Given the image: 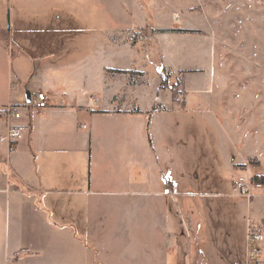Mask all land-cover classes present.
<instances>
[{"label": "rangeland", "instance_id": "374dc122", "mask_svg": "<svg viewBox=\"0 0 264 264\" xmlns=\"http://www.w3.org/2000/svg\"><path fill=\"white\" fill-rule=\"evenodd\" d=\"M11 17L13 31L16 30L17 20L22 19L23 23V30L14 40L22 39L28 47L27 51L17 52L2 41L0 99L7 98L9 74H12L14 81L9 98L12 102L20 103L25 99L26 92L32 94L40 88L42 74L48 69L46 62H54L52 65H57V62L56 70L62 75L70 70L69 66H74L72 70L77 71L80 68H75L76 61L97 45L99 64L127 68L132 82L141 80L144 86H148L147 93L155 94L156 91L162 98L161 102L171 101L174 107L172 114L168 115L170 123L167 120L171 129L170 138L155 135L157 146L160 147L162 143V150L159 148V151L165 156L163 164H157L154 158L151 157V161L146 156L145 168H142L145 180L138 183L137 174H130L131 178L127 180V174L121 173L130 155L112 156L109 158L111 164H108L112 170H108V173L113 179L108 180V184L105 179L99 180L96 188L115 192H125L127 189L130 192L150 191L153 181L163 184L168 180L170 183V176L176 179L179 193L194 186L193 191L198 195L179 198V202L182 205L188 200L191 205H197L199 211L194 217L201 221L200 235L204 244L201 246L200 235L197 237V220L194 218L196 221L192 228L184 226L187 217L180 212L185 205L179 206L178 219L181 221L182 218L183 222H180L181 229L178 228L182 243L178 264H204V261L206 264H228L232 256L241 258L242 264V250L238 244L239 220L232 209L242 207L246 200L220 195L227 189L225 181L232 169L221 160L222 145L231 144L236 136L249 151L254 145L264 149V121L261 120L264 116H253L257 112L264 113V0H0V24L7 32L10 31ZM115 48L120 50L112 52L111 49ZM81 70V76L87 77L85 82L88 84V69ZM109 74L115 75L116 72ZM92 77L95 78L94 71ZM73 79L79 80V76L75 75ZM191 92H210L213 95L194 99ZM207 112L212 115L205 116ZM32 117L35 118V115L32 114ZM164 119L165 115L161 122ZM234 122L236 129L242 130L240 135L231 136V132L222 127ZM80 124L88 125L84 119ZM81 131L88 133V130ZM143 159L144 156L140 155V166ZM162 169L166 173L162 174ZM0 173L3 179L6 176L4 161L1 162ZM58 174L55 177L49 175L48 178H57ZM45 186L55 190L87 188L84 183L74 187L68 181L61 180ZM16 188L27 197H32L26 188L20 185H16ZM134 195L129 197L128 206H125L126 201L118 199L126 198L120 195H104L94 199L92 202L100 207L87 214L97 226L89 223L86 212L71 213L76 216L77 228H59L56 231L57 235L70 241L59 247L66 253H89L95 257L98 253L94 247L98 250L106 248V231H111L117 239L109 241L108 255L123 250L130 253V263L137 264L138 227L129 225L113 231L99 226L101 221L127 219L126 208L132 210L138 199V195ZM50 199L54 203H61L57 201V196ZM63 199L66 205V198ZM80 199L85 201L86 198ZM111 200L115 203H111ZM130 200L134 203H130ZM0 203L4 204L0 206V223L1 220L6 223V194ZM116 203H123L125 211L114 209ZM252 212L250 217L257 221ZM10 222L9 225L6 223V227H10ZM2 230L3 224L0 225L1 260L6 246L1 237ZM88 230L90 233L87 234ZM123 230L128 231L125 234L128 238ZM82 236L87 239L84 240ZM6 247L11 248L10 244ZM200 249L204 261L199 254ZM261 249H264V242Z\"/></svg>", "mask_w": 264, "mask_h": 264}, {"label": "crops", "instance_id": "0c3cea01", "mask_svg": "<svg viewBox=\"0 0 264 264\" xmlns=\"http://www.w3.org/2000/svg\"><path fill=\"white\" fill-rule=\"evenodd\" d=\"M21 21L22 19L17 20L16 30L13 31L11 17L9 32L3 30L0 24V50L4 40L7 47L12 50L27 51L28 46L24 40H14L15 36L19 37V32L23 30ZM23 35L24 33L21 36ZM119 50V48L111 49L112 52ZM98 52L97 45H94L87 55L76 61L75 68L80 70L74 71L72 70L74 66H69L70 70L65 71L63 75L56 70L57 62H55L57 65H52L54 62L51 63V61L46 62L48 69L42 74L43 80L37 91L47 96V108L23 116L19 121V124L24 127L23 135L11 153H8V147L5 144H0V168L1 162L4 161L6 175L2 179L0 173V202L6 194L8 201L6 223L9 225V220L12 221L10 227H6L5 221L1 220L0 223V225L3 224L1 233L3 242L6 246L10 244L11 247L5 246V253L2 260L0 259V264H131L129 252L125 253L122 250L114 255H108L109 241L113 242L117 239L113 236L114 232L106 231V248L98 250L94 247L98 255L93 257L89 253L64 252L59 245L70 243V241L62 235H57L56 231L59 228H77L76 216L71 213L84 211L87 214L99 208L97 203L92 202L98 196L120 195L126 198L118 199L126 201L125 206H128L129 197H134V194L138 195V199L132 210L128 207L126 211L123 210V203L114 204V209L125 211L127 219L101 221L100 228L116 231L127 228L129 225H136L140 236L137 264H167V261L168 264H178L177 258L182 246L178 237V228H180V222H183L182 218L181 221L178 219V212L181 211L179 206L185 205L182 208L184 211L180 213L186 214L184 226L189 228H192L194 221L197 220L194 214L199 211L197 205H191L188 200L181 205L179 198H194L197 194L193 191L194 186L186 189L184 193H179L176 179L170 176V183L168 180L163 184L153 181L150 191L130 192L127 189L125 192L124 190L115 192L96 188L99 180L105 179L108 184V180L113 179L108 173V170H112L108 166L111 164L109 158L112 156L130 155L127 166L122 168L121 173L127 174V180L131 178L130 174H137L138 183L145 180V172L142 168H145L146 156L151 161V157L154 158L157 164H163L165 156L161 154L162 143L160 147L157 146L158 140L155 135H159L160 138H170L171 129L167 120L170 123L169 116L172 114L174 105L171 101L161 102L162 98L156 91H154L155 94L147 93L148 86H144L141 80L132 82L127 68L106 63L99 64ZM50 66L54 67L51 69ZM81 69H88L90 77L88 84L85 82L87 77L81 76L83 72ZM116 70L127 71L119 75L109 74L111 71L115 73ZM93 71L95 78L92 77ZM75 75L79 76V80L73 79ZM13 84L12 74H9L6 82L8 95L6 99H0V109L9 103H19L12 102L9 98ZM190 94L194 99L213 95L210 92H191ZM158 105L162 107H157ZM163 115L166 119L161 122ZM204 115L208 117L212 114L207 112ZM259 115L264 116V113L257 112L253 116ZM82 119L87 121L88 125L80 124ZM261 120L264 121L262 118ZM0 122H2L1 136L5 125L1 118ZM235 124L236 122L228 127L224 124L222 127L225 131L231 132V136L240 135L242 130H237ZM80 129L88 130V133ZM159 148H161L160 151ZM222 151L221 160L227 162L232 169L225 181L227 189L220 194L221 196L238 198L232 195L231 191L232 179L237 177L257 179L263 184L254 200L245 199V205L232 209L233 215L239 220L238 244L242 250L243 264L245 219L250 216L251 210L257 221L264 226V149L254 145L249 151L246 149V144L235 136L231 144L223 143ZM140 155L144 156L141 166ZM131 164L133 166H130ZM56 173L61 175H56L57 178H48L49 175L55 177ZM164 173L166 170L162 169V174ZM234 173L236 175H233ZM58 180L68 181L74 187L84 183L87 188L55 190L45 186L49 182L56 183ZM16 185L29 190L32 197H27L16 188ZM51 196H57V201L61 203L52 202ZM82 197L86 198L85 201L80 199ZM63 198H66V205ZM129 202L134 203L133 200ZM2 204L0 203V206ZM10 210L11 216H9ZM129 210L130 212H127ZM44 212H47L46 215L43 214ZM85 217L90 224L97 226V223H92L90 215H88L89 218ZM196 227L199 229L197 236L199 237L202 229L201 221L197 220ZM86 233H90L89 230ZM127 233V230H123L126 238H128V235H125ZM83 239L86 240L87 237L84 236ZM74 240L75 238L72 239ZM199 243L201 246L202 243L204 244L201 235ZM52 246L54 248H51ZM100 251H102L101 254ZM262 251L264 256V249ZM199 254L204 261L202 249ZM228 260V264H241V258L237 256H232ZM204 264H206L205 261Z\"/></svg>", "mask_w": 264, "mask_h": 264}, {"label": "built area", "instance_id": "2783aa9c", "mask_svg": "<svg viewBox=\"0 0 264 264\" xmlns=\"http://www.w3.org/2000/svg\"><path fill=\"white\" fill-rule=\"evenodd\" d=\"M47 100L44 93L35 91L30 94L29 103L23 99L21 103H9L0 109V118L5 125L4 133L0 136V144H5L8 147V153L13 151L15 144L23 135L24 127L19 124V121L24 115L40 112L47 108ZM262 187L261 181L241 176L233 179L231 191L235 197H243L247 201H251ZM263 242L264 226L247 216L245 219L243 264H264L261 249Z\"/></svg>", "mask_w": 264, "mask_h": 264}, {"label": "trees", "instance_id": "16d2710c", "mask_svg": "<svg viewBox=\"0 0 264 264\" xmlns=\"http://www.w3.org/2000/svg\"><path fill=\"white\" fill-rule=\"evenodd\" d=\"M173 32H182V33H186V32H190V31H186V30H183V31H180V30H174ZM116 73H120V74H123V73H126L125 71H114ZM257 180V179H256Z\"/></svg>", "mask_w": 264, "mask_h": 264}, {"label": "water", "instance_id": "95a60500", "mask_svg": "<svg viewBox=\"0 0 264 264\" xmlns=\"http://www.w3.org/2000/svg\"><path fill=\"white\" fill-rule=\"evenodd\" d=\"M25 100H26V103L30 102V93L29 92L25 93Z\"/></svg>", "mask_w": 264, "mask_h": 264}]
</instances>
